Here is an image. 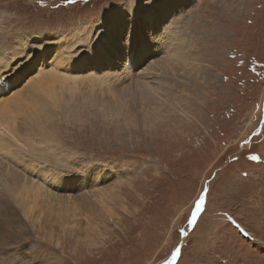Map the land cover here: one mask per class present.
<instances>
[{"label": "rangeland", "instance_id": "374dc122", "mask_svg": "<svg viewBox=\"0 0 264 264\" xmlns=\"http://www.w3.org/2000/svg\"><path fill=\"white\" fill-rule=\"evenodd\" d=\"M126 1L0 0V81L6 84L0 90V104L8 108L5 115H11L1 113L3 121L0 115L4 123L0 122V141L14 146L8 153L0 152V255L30 234L56 248L59 255L51 264H159L157 257L183 242L177 229L187 227L192 202L205 182L218 188L226 179L241 182V174L248 172L254 190L250 196L256 205L260 203L264 134L245 148L238 144L256 128L264 133L258 123L264 119V32L260 31L264 0H152L157 11L153 7L150 13H158L159 23L176 32L171 39L189 57L186 65L197 66L192 72L182 68L177 75L171 70L169 75L155 74V66L144 71L150 84L159 78L177 83L176 88L165 84L174 93L170 96L174 103L160 102L158 110L153 103L128 104L130 119L122 117V110L106 113L97 104L88 108L101 98L98 85L87 77L99 65H81L76 71L83 73L88 66L85 83L64 78L74 74L70 65L103 34L107 16L123 11ZM167 11L172 14L163 17ZM144 12L141 9L140 15ZM160 24L146 22L152 31L149 37L158 35ZM138 46L134 40L133 48ZM59 61H63L60 78L56 77L53 90L41 79L42 73ZM109 63L115 73L118 68L121 73L126 70L125 55L122 59L118 55L114 65L104 64ZM150 63L131 64L130 74L121 79L137 78ZM131 87L136 94V87ZM92 93L97 98H90ZM19 95L25 98L21 114L9 101ZM102 96L108 101V95ZM17 142L23 148L15 147ZM249 149L261 156V162L245 159ZM25 150L46 162L25 163ZM233 155L240 159L233 161ZM57 164L62 169L55 172ZM63 174L73 177L75 184H59ZM36 190L40 197L34 205L29 195ZM238 203L237 212L231 202L220 200L212 206L215 212L210 208L204 218L213 227L227 225L220 237L223 243L205 258L208 264H234L245 245L258 248L264 241V235L249 227L253 221L259 227L258 213L243 219L247 205L243 200ZM225 212L249 233L247 238L223 218ZM203 227L200 223L197 231Z\"/></svg>", "mask_w": 264, "mask_h": 264}, {"label": "bare ground", "instance_id": "6f19581e", "mask_svg": "<svg viewBox=\"0 0 264 264\" xmlns=\"http://www.w3.org/2000/svg\"><path fill=\"white\" fill-rule=\"evenodd\" d=\"M151 1L152 0H127L125 3V7H124L123 11H118L112 16L108 15L107 18L103 22L104 24L101 26V30H103V34L97 35L94 38L92 44L86 49L87 51L85 53L86 54L85 56L80 57L79 61H76V62H74V64L70 65L71 67L69 66L71 71L74 69V74L66 75V76H64V78L65 79L66 78L71 79L72 83L77 84V83H80L81 81H82L81 83H85V81L87 79L85 77V72L88 70V66L84 67L83 70H85V71L83 73L76 72L81 67V65H88V64L89 65L90 64L99 65V67L93 66V72L91 74L89 73V76H87V77H88L89 82L93 83L94 85H95V83L98 85V91H99L98 95H101V98L98 102H95L94 104L88 106V108L92 107V109H93V106L97 104V106H100V105L103 106L106 113L109 112V110H114L116 112H119L122 110V114H123L122 117H125V118L127 117L128 119H130L129 111L131 110V109H129L130 107L128 106V104L130 106L132 105V103L138 104L136 106H143V105L149 106L153 103V104H155V106H154L155 110H158L159 107L161 106L160 102L164 103V104L167 102H170L171 104L174 103L170 99V96L172 94H174V93H172V89H168L165 87V84L170 83V82H167V83H165V82L170 81V80L169 79L162 80L163 78L162 79L159 78L157 84H150V81L148 80V78H146L147 77L146 75H148V74H146L144 71H147L148 69H151L152 66H155L153 68L154 72H156L155 74H158L157 72H163V74H164V72H166L168 74L167 71L171 70L173 72V74L177 75L178 72H180V70L182 68H184L187 72H190V71L192 72L195 69V67L197 66V65H186L185 62L188 60L189 57L186 56L184 54V52H182L181 45L178 44L177 42H176L177 43V45H176L175 41L172 40L173 39L172 37H176L175 36L176 32L173 30L166 29V27H163L159 23L160 21L158 19L159 18L158 13H150V10H148V9H151L155 6V5H152ZM162 1H165V0H162ZM170 1H173V0H170ZM168 4L171 5V3H168ZM165 5H167V4H162V6H165ZM141 9L145 10V12H144V14L140 15ZM153 9L156 10L155 7ZM171 14L172 13H170V11H167V12L163 13V17L171 15ZM147 19L155 21L156 24L157 23L160 24L158 26V28L156 29V31H159L158 35L153 36V37H149V35H151L152 31L148 30L146 27V22H148ZM134 40L139 45L137 48H133ZM166 41L168 43H166ZM126 46H129V48L126 49ZM132 52H134V55H132ZM159 53L162 56L159 59H156L155 57H157V55ZM162 53H164V54H162ZM118 55L120 56L121 59L123 58V55H125V58H126V63H127V66L125 67L126 70H124V72H122V73L119 71L120 68H118L116 70L117 72L115 73L114 69H112V68L110 69V63L107 65L104 64V63L111 62L114 65L113 60H117ZM154 60L157 61L156 64H155L156 61H154ZM141 61H144V64H148L149 62H151L148 67H145V69L143 70L141 75H139L137 78L134 77V78H129V79L128 78L127 79H125V78L121 79V77L124 74L125 75L130 74L131 71L129 70V68H130L131 64L135 63L134 66H137L138 64H140ZM62 63H63V61H59V63H58L59 65L55 64L53 69L50 68L51 69L50 72H43L42 73L43 76L41 75L42 76L41 79H43V80L45 79L46 81H48V83L50 85H52L55 82L56 77L58 78V76H59V78H60V74H59L60 72L58 71L59 70L58 67H60L62 65ZM185 66H187L188 68H186ZM28 67H31V65L29 64ZM200 67H202V66H200ZM144 73L146 74L145 76H144ZM149 73H151V72H149ZM173 74H171V75H173ZM161 75L162 74H160V76ZM171 79H172V76H171ZM37 80L38 79L36 78V81ZM172 81L168 85L169 86L171 85V86L176 88L178 86L177 83L176 82L172 83ZM40 82H42V81H40ZM42 84H43V82H42ZM132 85H134V87H136V94H134L135 96L133 95V93H131L132 92L131 91ZM5 86H6V84H1V81H0V90L5 88ZM38 86H41V84ZM49 88H51V86H47L46 89L49 90ZM52 88L54 90L56 88V86L52 85ZM53 90L48 91V95H50ZM86 93H87V91L85 92V94ZM104 93L106 96L108 95V101L106 100L107 98H104L102 96ZM62 95H64V93H61V96ZM49 97L52 98V96H49ZM89 97L90 98H97V96H95V94H93V93L90 94ZM128 98H129V100L132 101L131 104H130ZM24 99H25L24 97H21L19 95L18 97H14L12 100H9V99L8 100L11 101L13 108L18 109L19 113L21 114L24 110ZM61 99L62 100L64 99L63 96ZM165 100L167 102H165ZM0 106H1V104H0ZM6 109H8L7 106L2 105L0 107V115H1V113H2V115L4 113V116H6L5 115ZM9 110H11V109H9ZM11 112H12V110H11ZM14 112H15V110H14ZM142 114H144V113H142ZM8 116H9V113H8ZM2 117L0 118V120L2 119ZM6 117H3L2 121L5 120ZM10 117H11V115L7 118H10ZM144 118H145V115H144L143 119ZM160 119H162V118H160ZM2 121H0V122H2ZM6 121H4V122H6ZM8 123L10 124L11 122H8ZM126 123H128V122H126ZM2 124H4V123L2 122ZM8 130L9 131L11 130V126L8 127ZM4 143H5V140L0 141V144H4ZM59 184H63L65 186H70L72 184H75V179H73V177L71 178L68 174H66V175L63 174L60 176ZM39 192H40V190H36L35 192L32 191L31 195H29V197L30 196L32 197L34 205H37V203H38V198L40 197ZM28 209H33V208L30 207ZM14 213H15V211H14ZM14 213H13V216H16ZM97 216H98V213H97ZM38 217H39V215H38ZM19 220H20V218H19Z\"/></svg>", "mask_w": 264, "mask_h": 264}, {"label": "snow or ice", "instance_id": "6c2138e0", "mask_svg": "<svg viewBox=\"0 0 264 264\" xmlns=\"http://www.w3.org/2000/svg\"><path fill=\"white\" fill-rule=\"evenodd\" d=\"M67 3H74L75 0H66ZM248 25H252L253 21L249 19L247 21ZM260 31L264 32V24H261ZM253 65L251 68L252 72H256V58L253 57L250 61ZM240 65L243 67L244 61H240ZM257 73V76H260ZM227 79V77H223ZM258 123L264 126V119L258 121ZM262 129L256 128L251 132L249 138L242 140L238 147L245 148L251 144L252 138L261 136ZM264 143V141H261ZM14 146L9 145L7 142L0 144V152L8 153L12 150ZM15 147L23 148L22 145H17ZM245 159L249 161L261 162V156L255 153L244 154ZM23 159L25 163H35L37 165L44 164L46 161L43 157L33 156L32 153L27 150L23 153ZM240 156L233 155L232 160L237 161ZM62 169V166L57 164L53 171L58 172ZM242 180L239 183L234 182L231 179H226L221 187L213 188L210 187L207 182H205L200 191L198 192L196 198L192 202L190 213L187 217V227H180L177 229L179 237H183V242H177L171 246L167 253H162L161 257H157L159 264H208L205 259L208 252L217 243H223L220 237L222 234H226L227 225L213 227L209 221H205L204 218L209 216V210L215 212L212 208L220 200L229 201L234 206V211H240L239 201L247 205V213L243 214V219H249V214L258 213L259 215V227L256 226L253 221L250 224V231L256 235H264V188L261 189L260 195L261 200L259 205L255 203L254 195L250 196L254 190L252 186L248 183L250 180V175L248 172L241 174ZM215 193V194H214ZM223 218L227 220L230 224L235 225V229L238 233H243L244 237L247 238L249 233L244 232L240 228L239 224L233 220L232 215L227 212L223 213ZM2 223V221H0ZM200 223H203L204 227L197 231ZM188 229L192 231L189 232ZM255 236H253V240ZM59 253L56 251L55 247H50L46 242L41 241L39 238L33 239L29 234L27 237H21L17 245L11 248L9 251H5L0 255V264H51V262L58 256ZM4 257H7L5 259ZM264 264V241L259 244L257 248L255 245L247 246L245 245L239 252L236 253V259L234 264Z\"/></svg>", "mask_w": 264, "mask_h": 264}]
</instances>
